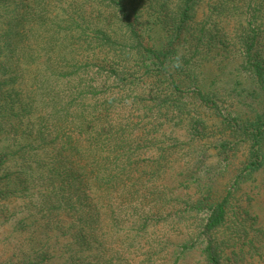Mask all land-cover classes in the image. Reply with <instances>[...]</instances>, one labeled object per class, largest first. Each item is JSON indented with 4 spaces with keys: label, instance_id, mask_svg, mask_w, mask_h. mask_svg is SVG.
Here are the masks:
<instances>
[{
    "label": "trees",
    "instance_id": "16d2710c",
    "mask_svg": "<svg viewBox=\"0 0 264 264\" xmlns=\"http://www.w3.org/2000/svg\"><path fill=\"white\" fill-rule=\"evenodd\" d=\"M264 0H0V264H264Z\"/></svg>",
    "mask_w": 264,
    "mask_h": 264
},
{
    "label": "rangeland",
    "instance_id": "374dc122",
    "mask_svg": "<svg viewBox=\"0 0 264 264\" xmlns=\"http://www.w3.org/2000/svg\"><path fill=\"white\" fill-rule=\"evenodd\" d=\"M197 261H198L197 257L191 256V257H188L187 259H185V261L183 263L184 264H194V263H197Z\"/></svg>",
    "mask_w": 264,
    "mask_h": 264
}]
</instances>
